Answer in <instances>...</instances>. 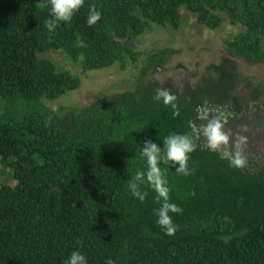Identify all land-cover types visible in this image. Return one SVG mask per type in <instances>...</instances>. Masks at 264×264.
Here are the masks:
<instances>
[{
	"label": "trees",
	"instance_id": "obj_1",
	"mask_svg": "<svg viewBox=\"0 0 264 264\" xmlns=\"http://www.w3.org/2000/svg\"><path fill=\"white\" fill-rule=\"evenodd\" d=\"M93 4L101 20L90 27ZM50 10L40 0H0V174L13 181L0 184V264H65L73 251L88 264H264V167L253 168L248 155L244 168L230 166L201 137L190 176L160 165L171 202L183 209L172 216L171 237L157 224L156 193L145 186L141 203L127 187L147 169L146 140L163 149L169 134L193 133L201 108L241 112L238 83L242 106L259 102L261 86L240 79L233 59L264 61V0H85L51 32ZM181 10L208 30L219 27L218 14L243 30L225 41L219 63L176 91L143 81L164 69L167 51L140 56L133 41L153 27H178ZM48 51L85 71L138 64V83L86 106L49 110L46 103L79 79L56 71L40 56ZM157 88L177 97L175 110L153 99Z\"/></svg>",
	"mask_w": 264,
	"mask_h": 264
},
{
	"label": "rangeland",
	"instance_id": "obj_2",
	"mask_svg": "<svg viewBox=\"0 0 264 264\" xmlns=\"http://www.w3.org/2000/svg\"><path fill=\"white\" fill-rule=\"evenodd\" d=\"M218 16L221 20L219 27L208 30L197 25L191 14L181 10L178 27H153L134 40L135 50L140 56L154 49L167 51L164 69L155 73L149 71L143 81H156L163 86L167 84L176 91H181L186 83L192 87L198 77L204 74L208 65L219 63L225 56L222 51L225 41L243 30L230 26L224 15ZM261 47L264 48V38ZM40 56L51 61L56 71H68L79 79L77 88L67 92L62 98L46 103L48 109L52 111L57 108L68 110L86 106L100 94L109 95L132 90L138 83L134 78L138 73V64L133 66L129 62H124L120 66L114 64L102 70L85 71L60 51H48ZM233 62L240 79H247L251 85L258 84L264 95V61L247 63L236 58ZM243 92L246 90L242 84L234 86L233 94L238 99L241 112L234 113L232 109L229 113L221 110L215 112L223 113L227 117L226 128L232 131L233 138L236 133L247 137L245 155L252 159L253 168L264 167V96H261L259 102L255 101L244 107L241 104ZM0 184L12 185L13 181L8 175L0 174Z\"/></svg>",
	"mask_w": 264,
	"mask_h": 264
},
{
	"label": "clouds",
	"instance_id": "obj_3",
	"mask_svg": "<svg viewBox=\"0 0 264 264\" xmlns=\"http://www.w3.org/2000/svg\"><path fill=\"white\" fill-rule=\"evenodd\" d=\"M85 0H40L42 6L50 5V18L45 21V27L51 32L60 23H70L73 16L84 6ZM101 20V13L93 4L89 6L87 24L91 27ZM153 99L163 101L173 110L177 108V97L166 88H157ZM201 113L199 119L203 121L199 127H193V133L169 134L163 140V149L151 140H146L141 149V155L146 159V171L137 170L128 181V190L131 195L144 202L148 193L144 187H150L155 193V200L160 205L155 209L157 224L168 236H174L178 226L173 222V215H182L183 209L170 200V188L166 172L161 164L176 166V173L185 177L192 174L189 168L190 155L196 151L197 141L203 137L207 148L218 153L221 159L227 160L230 166L244 168L247 163L245 146L247 137L235 134L226 128L227 117L223 113H216L208 108L198 109ZM194 196L195 193L193 192ZM65 264H88L86 257L79 251H73ZM107 264H114L108 260Z\"/></svg>",
	"mask_w": 264,
	"mask_h": 264
}]
</instances>
